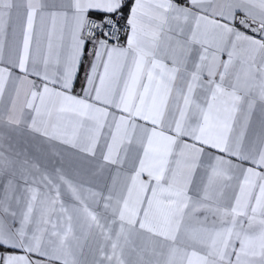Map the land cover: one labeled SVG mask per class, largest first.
Returning <instances> with one entry per match:
<instances>
[{
  "label": "snow or ice",
  "instance_id": "snow-or-ice-1",
  "mask_svg": "<svg viewBox=\"0 0 264 264\" xmlns=\"http://www.w3.org/2000/svg\"><path fill=\"white\" fill-rule=\"evenodd\" d=\"M0 264H264V0H0Z\"/></svg>",
  "mask_w": 264,
  "mask_h": 264
},
{
  "label": "crops",
  "instance_id": "crops-1",
  "mask_svg": "<svg viewBox=\"0 0 264 264\" xmlns=\"http://www.w3.org/2000/svg\"><path fill=\"white\" fill-rule=\"evenodd\" d=\"M81 83H82V77H81ZM79 88H80V85L78 84L77 87H76V89H75V91L76 92H79Z\"/></svg>",
  "mask_w": 264,
  "mask_h": 264
}]
</instances>
